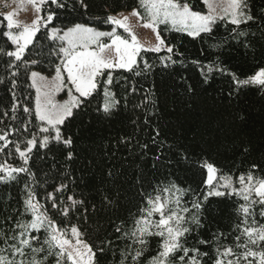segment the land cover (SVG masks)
<instances>
[{
	"label": "trees",
	"instance_id": "trees-1",
	"mask_svg": "<svg viewBox=\"0 0 264 264\" xmlns=\"http://www.w3.org/2000/svg\"><path fill=\"white\" fill-rule=\"evenodd\" d=\"M60 2L66 7L43 5L39 31L33 37V44L26 48L22 61H15L5 54L15 47L3 35L5 21L0 17V50H4L0 51V132L17 129L11 132L9 140L39 134L28 72L33 68L50 74L60 60L49 55L59 42L48 38L43 18L49 12H55L53 24L49 26L83 23L108 29L109 15L138 6V0ZM188 2L195 6V11L205 12L203 0ZM247 3V11L254 17L247 24L237 27L226 19H217L210 35L201 33L196 38L161 24L158 27L160 37L166 46L173 48L171 53L167 47L159 52L143 49L137 54L135 71L105 70L104 75L97 77V89L79 109L74 110V118L59 126L65 137L74 139L72 149H65L63 144L54 142L50 151L37 145L30 154L28 165H23L12 144L0 151V164L25 166L30 170L29 173H20L15 181L0 183V234H11L14 217L22 221L31 219L30 214L24 217H16L15 214L22 207L25 184L32 183L29 175L34 173L36 183L33 187L39 193L41 205L48 206L45 193L51 192L52 186L60 182L69 185V194L75 193L77 199L86 201L88 223L82 219L83 206L80 213H73L71 223L81 225L86 241L93 246L101 241H112L103 255L98 254V264H118L121 250L130 241L116 233L115 228L123 222V231L131 229L138 209L143 206L142 192L155 195L157 186L163 188L174 183L184 190L182 203L190 207L194 200H202V194L207 192L204 184L207 171L202 167L205 161L216 166L218 175H231L234 179L250 171L252 164L259 165L255 173L258 177L264 174V87L237 85L233 78L235 74L241 80L247 79L264 69V0H247ZM233 28L245 35L234 38ZM116 32L125 38L126 34L121 29ZM216 44L222 47H213ZM246 44L250 46L245 47ZM161 57L171 59L162 63ZM32 60L37 63H26ZM145 60L153 67L136 76L135 72L141 71ZM217 67L225 71H218ZM109 71L114 79L107 87L117 94L121 104L114 115L106 116L102 105L105 100L104 81ZM13 72L16 76L12 75ZM133 88L135 92L131 91ZM126 95L130 101L127 106L124 102ZM145 95L149 100L158 99V111L150 103L135 107ZM25 107L30 111L24 112ZM25 121L28 122V133L20 131ZM157 131L159 136H156ZM68 150H73L75 155L72 161L65 163L61 152L66 155ZM181 154H187L188 158L182 159ZM110 172L114 176L110 177ZM113 193L119 195L118 206H106L103 197ZM242 202L239 197L209 198L203 211V227L193 231L189 244L193 238L211 241L214 233L223 232L226 238L220 243L231 246L234 239L232 229L237 220L236 208ZM255 211L259 212V206ZM50 215L55 216L61 228L68 224V220L56 214L55 210H50ZM5 217H8L7 223ZM257 219L261 218L257 216ZM158 246L159 238H150L145 260L155 254ZM0 247H5L2 237ZM201 250L213 257L215 255L214 244L211 248L202 246Z\"/></svg>",
	"mask_w": 264,
	"mask_h": 264
},
{
	"label": "snow or ice",
	"instance_id": "snow-or-ice-1",
	"mask_svg": "<svg viewBox=\"0 0 264 264\" xmlns=\"http://www.w3.org/2000/svg\"><path fill=\"white\" fill-rule=\"evenodd\" d=\"M32 4L36 16L30 24L22 25V30L13 32V28L20 29L19 22L14 23L12 17L15 13H9L5 19L7 31L3 35L15 45V50L5 51L8 57L14 58L15 61H22L26 48L33 44V37L39 31V25L42 17L39 13L43 5L51 4L56 8H63L66 5L60 0H29ZM83 3V0H81ZM205 4L208 0H203ZM140 6L145 9L147 21L143 27L151 28L156 34L157 44L154 48L144 49L146 51L159 52L161 46L167 47L171 53L173 48L166 46L165 41L161 39L160 34L156 31L159 24H171L176 31H184L188 36L196 38L201 33L211 34L216 26L217 19L239 27L241 24H247L254 20L253 15L247 11V0H225L221 13L215 11V7L209 5L210 13L205 15L194 10V5H190L188 0H139ZM87 7V5H83ZM140 20H144L137 9L130 13ZM55 19V12H49L43 18V23L48 34V38L61 43L56 49L50 51L49 55H54L60 59L63 71L67 72V81L74 87L73 95L69 89V99L62 104L53 103L50 98H46L41 103L40 88H37V99L35 106V117L41 122L38 131L42 138L38 139L35 134L30 138L23 139L17 137L16 141L9 140L11 132L17 129L0 132V151L7 149L10 144L15 148V152L22 160L23 165L29 164L30 154L37 147L51 150L50 145L54 142L57 145L63 144L65 149H72L74 139L71 136L65 137L59 126L64 125L69 118H74V110L79 109L85 102L86 98L91 96L97 89V77L104 75L105 70L123 69L129 72L135 71L138 64L137 54L142 50L138 43L136 35L131 31L127 24L128 17L116 19L109 15L107 21L124 29L131 37V41L115 35V29L112 32L96 31L83 23H75L66 30L58 29L55 26L49 28ZM62 32V34H61ZM234 38L245 35L243 31L237 32L236 28L232 29ZM111 37V43H101V37ZM65 44L67 46H65ZM95 45V49L90 47ZM250 45L246 44L245 47ZM215 48L222 47L221 44L213 45ZM4 51V50H0ZM114 51V56H106L105 52ZM165 59L171 57H161L163 63ZM26 63H37L32 60ZM11 66V64L9 65ZM165 67L168 65L165 63ZM19 67V65H17ZM150 65L146 60L143 63L141 71L135 72L136 76L144 74L150 70ZM61 66L56 67L55 80L64 84L61 76ZM218 71H225L222 67H217ZM16 76V73H12ZM43 81L45 78L37 72H31L33 86L36 85V77ZM234 81L237 85L256 84L264 87V69H260L254 75L247 79H239L233 74ZM111 71L107 72V80L104 89V103L102 111L106 116H111L120 108L121 100L117 94L110 91L107 85L113 82ZM15 85L16 81H12ZM135 92L136 89H132ZM48 93H45V97ZM84 98V99H81ZM125 106L130 102L128 96L124 97ZM158 111V99L145 95L140 104L135 107L140 108L148 104ZM15 109V104H13ZM100 111V109H97ZM30 109L25 107L24 112ZM15 119V117H13ZM28 122H22V133H28ZM35 127V126H34ZM160 133L157 131L156 136ZM123 139L121 143H123ZM23 146V147H22ZM141 147H146L142 145ZM64 156V162H70L74 159V151L68 150ZM182 159H187V154H181ZM160 159L159 156L156 157ZM179 162V161H177ZM169 163H172L169 161ZM207 170V178L204 184L207 192L203 193L202 200H194L191 206L182 203L183 191L174 183H169L163 188L157 186L152 193H141L143 206L138 209V215L134 217L132 227L129 231H123V222L115 228L116 233H120L130 243L120 252L118 264H264V174L257 176L255 173L259 165L252 164L251 170L247 173L239 174L235 179L231 175H218V169L212 163L202 165ZM28 167H16L7 163L0 164V183L15 181L20 173H29ZM109 176H114L113 172ZM29 180L32 183L25 184V196L22 207L17 210L16 217L31 215V219L22 221L15 217L11 222V234L2 233V243L5 247H0V264H98V254L103 255L105 248L112 245V241H101L99 245L89 244L85 237L86 233L82 231L79 223L72 224L71 217L73 213H80L83 206V222L88 223V206L85 200L77 199L76 194H69V185L60 182L52 186L51 192L45 193V203L48 206L41 205L38 195L33 184L36 183L34 173H30ZM238 183V187L234 186ZM59 194V195H58ZM239 197L242 203L236 208V224L232 229L234 234L231 246L222 244L220 241L225 239L224 233H214L212 240L193 238L189 244V237L194 230L203 227V211L211 197ZM103 201L106 206H118L119 195L113 193L105 195ZM50 202V204H49ZM259 206V212L256 207ZM95 211V205L92 206ZM50 210L62 218L68 220L64 228L50 215ZM194 210V211H193ZM259 216L261 219H257ZM158 217V218H156ZM8 222V217H5ZM158 237L159 246L155 254L150 255L145 260L146 253L150 249V238ZM215 245L214 257L207 251H202V246L211 248ZM139 247H136V246Z\"/></svg>",
	"mask_w": 264,
	"mask_h": 264
},
{
	"label": "rangeland",
	"instance_id": "rangeland-1",
	"mask_svg": "<svg viewBox=\"0 0 264 264\" xmlns=\"http://www.w3.org/2000/svg\"><path fill=\"white\" fill-rule=\"evenodd\" d=\"M224 2H225V0H208L207 4L204 3L205 7H206L205 12H201V13L205 14V15L209 14L210 13L209 5H211V6L215 7L216 13L222 14L221 8L223 7ZM133 9H137L140 12L141 16L144 17V20H140L136 16L130 15V13L132 12ZM133 9L120 10V11L112 14L111 16L115 17L116 19H122L123 17L127 16L128 17L127 24L129 26V28L131 29V31L136 35V37L138 39V43L142 46V50L154 48L157 44L156 34L153 31V29L145 28L142 26L143 23L147 21L148 17H147V14L145 12V9L140 6L139 0H138V6L136 8H133ZM9 13H15V15L12 17L13 22L14 23L19 22L21 25L20 29H17V28L12 29V31L14 33L17 32L18 30H22V25L30 24V22L36 16V12H35L32 4L29 2V0H0V17L2 19H4V21H5L4 31L8 30L7 29L8 21L5 19V17ZM39 15H40V13H39ZM73 24H75V23L69 24L66 27H57V26H55V27L58 29L66 30L67 27H71ZM159 25H161V24H159ZM159 25L156 26V31H158ZM166 25L168 27L174 29L171 24H166ZM85 26L91 27V28L95 29L96 31H104V32H112L113 29H115V35H118L116 32L117 29H121L126 34L125 38L124 37H121V38L131 41V37L128 35L127 32L124 31L123 28H121L115 24H112V23H110V27L108 29H99V28L89 26L86 24H85ZM48 27L51 28L52 26H48ZM1 28H2V20L0 19V29ZM182 32H184V31H182ZM61 34H62V32H61ZM57 41L59 42V45L61 43H63V42L59 41L58 39H57ZM100 42L110 44L111 43V37H107V36L101 37ZM65 46H67V45L65 44ZM14 47H16V46L14 45ZM90 47L95 49L96 46L91 45ZM163 48H165V46H161L160 49H163ZM105 55L106 56H114L115 53H114V51L105 52ZM58 65H60L61 69H62L61 70V76L64 80L63 85H60V82L55 80L56 67ZM58 65L55 67L54 71L50 74L42 73V72H40L36 69H33V68L29 69L28 79H29L30 86L33 89V111H34V115H35L36 99H37V95H38L37 88L41 89L39 95H40V99H41L42 104L44 103L46 98H50L53 101V103H57V104L64 103L65 101H67L69 99V89L70 88L73 92V95H76V96L79 95L78 93H75L74 87L69 85V83L67 81V72L63 71V67H62L60 60H59ZM31 72H37V73H39L40 76H43L45 79L43 81H41L39 76L36 77L35 78L36 79V85L33 86V79L31 78ZM45 93H48L47 97H45ZM36 121L38 123V128H39L41 122L38 121L37 119H36ZM37 138L38 139L42 138V134L39 133L37 135ZM237 185H238V183H237Z\"/></svg>",
	"mask_w": 264,
	"mask_h": 264
}]
</instances>
